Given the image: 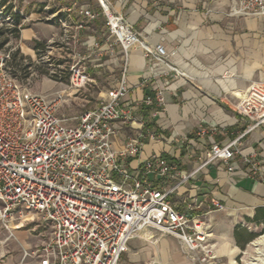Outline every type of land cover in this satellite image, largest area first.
<instances>
[{
  "label": "built area",
  "instance_id": "2783aa9c",
  "mask_svg": "<svg viewBox=\"0 0 264 264\" xmlns=\"http://www.w3.org/2000/svg\"><path fill=\"white\" fill-rule=\"evenodd\" d=\"M95 1L97 9L73 1L45 17L60 23L63 41L68 43L69 39L75 41L88 22L102 16L104 40H95L92 47L98 54L109 55L115 47L120 48L121 75L92 108L72 116L59 115L67 102L66 92L32 90L9 65L12 49L0 48V222L9 231L34 217L50 225L48 239L23 253L31 264H120L131 239L163 234L177 239L190 264H221L209 242V223L203 217L221 209V201H199L195 194H189L177 203L171 197L198 171L216 161L223 163L230 175L258 181H264V164L252 154H241L237 137L211 141L189 171L159 153L149 154L131 168L129 159L139 155L145 137L162 138L155 129L146 127L137 112L144 106L158 105L163 98L158 90L140 100H125L129 51L137 45L152 64L165 63L166 69L176 74L179 69L167 62L169 53L164 45L141 39L133 24L113 9L111 0ZM4 7L0 14L13 23L12 12L17 11H5ZM72 10L77 12L76 21L69 17ZM228 12L264 16V0H229ZM69 70L70 89L77 90L89 80L84 66L72 65ZM51 75L60 79L57 72ZM234 111L249 121L240 136L256 127L264 128V80L251 81L237 95ZM156 113L157 109L151 111L152 116ZM118 123L135 124L137 131L115 145ZM217 130L216 126L199 125L196 137L211 136ZM204 206L205 212H198ZM14 221L18 223L14 225Z\"/></svg>",
  "mask_w": 264,
  "mask_h": 264
},
{
  "label": "crops",
  "instance_id": "0c3cea01",
  "mask_svg": "<svg viewBox=\"0 0 264 264\" xmlns=\"http://www.w3.org/2000/svg\"><path fill=\"white\" fill-rule=\"evenodd\" d=\"M73 1L97 9L95 0H63L55 11H61ZM110 2L115 11L133 24L141 39L149 44L162 43L169 53L167 62L179 69L176 74L168 71L165 63L152 64L143 49L137 45L131 47L126 65L129 90L125 100H140L158 90L162 91L163 99L150 110L137 112L149 124L146 127L155 129L162 138L157 141L145 137L139 155L129 159L130 167L135 168L151 153H159L176 162L181 170L189 171L211 141L226 142L237 137L241 154H252L264 164V128L256 127L240 136L249 121L234 111L238 93L251 81L264 80V16L229 14V0ZM68 14L72 21L78 19L75 10ZM103 22L102 16L88 22L78 31L75 41L69 39L68 43L63 41V27L56 26V31L46 36V48L51 49L53 45L73 50L85 48L87 53L82 58L90 60V71L98 74L115 70L118 72L116 83L123 69L120 48L115 47L109 55L98 54L92 47L95 40H104ZM20 39L23 42L37 39V32L31 26L21 28ZM76 54L81 56L79 51ZM88 77V81L95 78L89 74ZM80 88L66 90L67 101L76 97ZM155 109L157 113L152 116L151 111ZM199 125L216 126L218 130L214 135L197 138ZM129 126L136 133L135 124ZM128 137L119 130L114 144L119 145ZM234 161H239V157ZM189 194L205 202L217 198L223 204L221 209L203 215L210 226L209 242L219 258L230 264L247 248L253 264H261L260 255L264 264V181L230 175L225 165L216 161L198 171L171 198L181 203ZM205 209L204 206L198 212L204 213ZM235 230L242 234L240 242L246 233L258 234L240 248ZM123 255L125 259L121 257V261L125 263L190 264L181 253L177 239L166 234L153 239L133 238Z\"/></svg>",
  "mask_w": 264,
  "mask_h": 264
},
{
  "label": "rangeland",
  "instance_id": "374dc122",
  "mask_svg": "<svg viewBox=\"0 0 264 264\" xmlns=\"http://www.w3.org/2000/svg\"><path fill=\"white\" fill-rule=\"evenodd\" d=\"M11 3V9H15L22 15L21 28L33 27L37 32V39L23 42L19 36L15 37L12 33L13 23L5 20V16L0 14V27L6 29L7 41L3 46L12 49L15 53V59L9 61V65L15 69L20 78L27 82L28 86L37 92L49 93L54 90H69V73L70 67L84 66L90 76H95L94 80L87 81L86 84L76 92L70 101L65 102L59 109L58 114L64 116H72L80 113L84 109L96 106L103 92L111 85L115 84L117 79V71H101L93 74L90 69L92 67L90 60L86 55L85 48L71 49L67 47L46 48V36L52 31H56L60 23L56 19H46L48 11L52 8H58L63 0H6L5 5ZM1 9V6H0ZM13 11V10H12ZM61 14V12H59ZM53 23L52 27L48 25ZM50 23V24H52ZM104 23V22H103ZM43 28V29H42ZM35 40L40 41L42 45L36 44ZM79 51L81 56L76 53ZM27 65L26 71L22 72L15 65ZM57 72L60 79H53L50 74ZM235 101V100H234ZM235 104V102H234ZM119 130L123 131L127 136H134V129L127 123H118ZM198 155V154H197ZM14 221L13 224H17ZM50 225L38 217L31 220L23 221L22 226L6 230L0 222V264H31L30 258H23L25 250L34 249L42 244L50 235ZM11 232V233H10ZM259 263L263 264V255H260ZM125 255L122 256V260ZM221 264H228L225 260L219 258ZM254 260L248 257L247 248L237 254L234 261L230 264H253ZM120 264H137L121 261Z\"/></svg>",
  "mask_w": 264,
  "mask_h": 264
},
{
  "label": "trees",
  "instance_id": "16d2710c",
  "mask_svg": "<svg viewBox=\"0 0 264 264\" xmlns=\"http://www.w3.org/2000/svg\"><path fill=\"white\" fill-rule=\"evenodd\" d=\"M5 2H6V0H0V6H5L4 7V10L5 11H9V10H11V7H12V5H11V3H9L8 5H5ZM56 9H54V8H52V9H50L49 11H48V13H52V12H54ZM12 18H13V27H12V33H13V35L15 36V37H18L19 36V29L17 28V25H21L22 23H21V21H22V15H20V13H18V12H12ZM22 26V25H21ZM20 26V27H21ZM6 41H7V36H6V29H4L3 27H0V48H2L3 47V45L6 43ZM35 42H36V44H39V45H42V43L40 42V41H37V40H35ZM12 59L14 60L15 59V53H13V56H12ZM16 66H17V68L19 69V70H21L22 72H24V71H26V68H27V65H17V64H15ZM15 70V69H14ZM51 77L53 78V79H55V80H62V79H59L56 75H51ZM152 108V106H144V107H142V110L143 109H145V111H148V110H150ZM149 124L147 123V125L146 126H148ZM170 160H172V159H170ZM173 161V160H172ZM239 225H237V227H238ZM241 230H244V229H241ZM262 230H264V228L262 229ZM262 232H264V231H262ZM258 233H251V232H249V233H246V238L244 239V241L243 242H240L239 241V236H241L242 234H240V233H238V231H234V235H235V238H236V241H237V244L239 245V247L240 248H244V246H245V243L247 242V240H249V239H251V238H253L254 236H256Z\"/></svg>",
  "mask_w": 264,
  "mask_h": 264
},
{
  "label": "bare ground",
  "instance_id": "6f19581e",
  "mask_svg": "<svg viewBox=\"0 0 264 264\" xmlns=\"http://www.w3.org/2000/svg\"><path fill=\"white\" fill-rule=\"evenodd\" d=\"M240 93H238V95H239Z\"/></svg>",
  "mask_w": 264,
  "mask_h": 264
}]
</instances>
